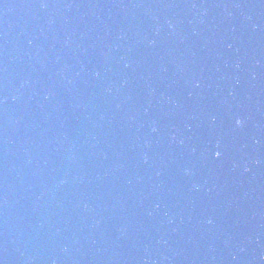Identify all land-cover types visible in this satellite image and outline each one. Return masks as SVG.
Here are the masks:
<instances>
[{
  "label": "water",
  "instance_id": "95a60500",
  "mask_svg": "<svg viewBox=\"0 0 264 264\" xmlns=\"http://www.w3.org/2000/svg\"><path fill=\"white\" fill-rule=\"evenodd\" d=\"M249 158L147 219L140 211L134 220L113 216L99 203L82 207L86 213L97 205L93 218L67 211L71 205L37 209L0 243V264H258L264 147Z\"/></svg>",
  "mask_w": 264,
  "mask_h": 264
},
{
  "label": "clouds",
  "instance_id": "9594fccd",
  "mask_svg": "<svg viewBox=\"0 0 264 264\" xmlns=\"http://www.w3.org/2000/svg\"><path fill=\"white\" fill-rule=\"evenodd\" d=\"M241 123V121L239 119H237V125H239Z\"/></svg>",
  "mask_w": 264,
  "mask_h": 264
},
{
  "label": "snow or ice",
  "instance_id": "6c2138e0",
  "mask_svg": "<svg viewBox=\"0 0 264 264\" xmlns=\"http://www.w3.org/2000/svg\"><path fill=\"white\" fill-rule=\"evenodd\" d=\"M236 124H237V121H236ZM219 155H220V153H219V152H217V153H216V156H219Z\"/></svg>",
  "mask_w": 264,
  "mask_h": 264
}]
</instances>
